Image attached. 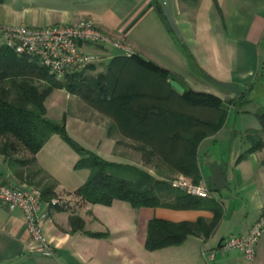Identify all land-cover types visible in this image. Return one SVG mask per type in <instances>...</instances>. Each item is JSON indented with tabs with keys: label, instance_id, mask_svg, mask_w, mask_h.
<instances>
[{
	"label": "crops",
	"instance_id": "crops-1",
	"mask_svg": "<svg viewBox=\"0 0 264 264\" xmlns=\"http://www.w3.org/2000/svg\"><path fill=\"white\" fill-rule=\"evenodd\" d=\"M170 2L180 38L173 32L163 11L156 9L159 0H69L68 6L61 7L62 12L52 15L51 21L54 24H71L82 19L92 20L103 31L130 46L133 54L153 61L178 80L188 82L191 89L212 93L223 101V107L226 108L223 123L218 130L202 138L196 146V163L201 177L199 183L207 188L209 198L221 203L222 215L208 238L189 235L179 246L158 248L163 250L162 260L166 262L161 264H195L194 259L203 264L199 260V252L213 249L228 235L246 233L264 207V145L237 160L250 146L248 131L260 129L255 115L256 107H251L252 99H248L242 108L228 104L225 98L232 95L224 93L220 86L244 87L241 92L237 87V92L247 94L253 85L252 81L247 82L250 78L261 76L264 79V0ZM99 48L91 47L88 51L93 52ZM112 49L118 53L112 54L109 48H104L108 62L116 55H124L118 49ZM199 74L203 78H197ZM203 80L217 83L220 90L214 91L209 85H201L199 81L207 84ZM101 115L111 119L103 113ZM232 116L237 125L221 138L219 134ZM67 119L66 116L65 122ZM91 125L104 127L101 124ZM106 137L109 139L104 143L109 152L107 158L97 147L91 151L107 160L129 163L122 161V156L115 149L116 139L108 136L107 131ZM121 137L137 143L136 139L129 136ZM55 138L57 136L52 135L36 154L37 163L43 171L56 179L55 194L59 200L68 201L71 205L73 201L81 199L74 191L83 180L65 186L38 162V154L44 148L53 152L52 144H60ZM71 166L73 170H77L74 164ZM142 168L156 175L154 167ZM174 174L192 181L190 176L183 173H172ZM2 179L16 182L5 157L0 154V180ZM115 201L117 200L111 205ZM94 205L83 202L79 212L69 208L50 209L43 228L53 244L55 256L44 257L30 252L31 239L22 212L9 211L0 204V264H139L133 263V257L129 256L127 248L119 246L114 238H93L81 230L72 229L70 217L76 215L83 220L86 231L97 232L88 228L93 222L85 216L89 212L94 221H99L92 209ZM156 209L158 218L174 222L194 221L199 217L211 220L213 217L212 212L204 209ZM262 236L256 244L252 260L245 259L237 252L216 253L213 260L202 258L206 264H240V261L243 262L242 257L250 264H264Z\"/></svg>",
	"mask_w": 264,
	"mask_h": 264
},
{
	"label": "trees",
	"instance_id": "trees-1",
	"mask_svg": "<svg viewBox=\"0 0 264 264\" xmlns=\"http://www.w3.org/2000/svg\"><path fill=\"white\" fill-rule=\"evenodd\" d=\"M171 80L182 86L168 70L137 54L114 56L96 76L80 71L59 78L37 58L17 54L0 44V154L17 180L33 185L43 200L56 198L57 181L38 166L36 154L57 134L78 154L74 168L89 171L86 180L74 191L82 200L104 206L121 200L137 208L212 212L211 220L199 217L194 221L174 222L150 218L145 248L155 250L180 245L189 235L206 239L222 215L221 203L174 186L176 177H172V173H183L190 176L193 183H199L196 146L207 134L220 128L226 108L218 96L184 86L179 92L171 85ZM54 89H64L109 116L107 135L116 142L122 135L136 139L135 147L141 151L145 166L154 167L156 175L132 163L104 159L77 143L67 133L65 117L60 121L47 117L44 102ZM240 97L244 101L238 103ZM246 97L242 92L236 100L227 103L242 108L248 102ZM255 115L260 129L248 131L250 146L237 160L263 146L264 107ZM161 165L171 177L161 173ZM40 174L44 177L35 181ZM70 206L68 201L59 200L52 208L68 210ZM70 224L73 230H81L93 238L109 236L107 232L83 230L84 222L76 215L70 217Z\"/></svg>",
	"mask_w": 264,
	"mask_h": 264
},
{
	"label": "rangeland",
	"instance_id": "rangeland-1",
	"mask_svg": "<svg viewBox=\"0 0 264 264\" xmlns=\"http://www.w3.org/2000/svg\"><path fill=\"white\" fill-rule=\"evenodd\" d=\"M68 1L69 0H0V23L12 25L26 24L36 27L52 25L54 24L51 19L52 15L62 12L61 7L68 6ZM100 48L96 50L94 49V51L91 52L94 56L93 62L86 64L80 70L60 75L59 78H63L66 75L80 71H84L87 75L96 76L99 72L104 71L108 63V58L106 57L107 55H105L106 51L104 48ZM109 51L112 54L118 53L117 50L112 48H109ZM90 64H93L92 68H88V65ZM197 78L201 79L203 77L199 74V77ZM179 81L182 86L186 88L191 87L190 84L183 79H179ZM203 81L207 84L202 81H199V83L205 86L209 85V87L214 91H217V89L220 90L217 83L210 82L208 80ZM251 81L253 82L252 89L246 94V99H252L251 107H256V112L259 108L264 107V79L261 78V76L256 78L252 77L247 82L250 83ZM220 86L224 93L232 95L230 96L231 98H225L227 99L226 102L232 99L236 100L238 96H240L239 91L237 92L236 89L238 86L235 85V88L232 85ZM238 88L240 92L244 89V87L242 89L240 87ZM223 97L225 96L223 95ZM242 100L243 98L240 97L237 102L239 103V101ZM44 104L46 107L47 117L50 119L60 121L63 116L68 117L66 120V130L70 137L86 149L96 150L97 147L99 152L107 158L106 156L109 155V152L107 151L104 143L109 140L106 137V130L111 119L108 120L107 117L102 116L97 109L93 108L91 104L83 101L76 95L67 93L64 89H54L47 96ZM233 117L234 116H232L230 122H227V124L222 128L219 134L221 138L230 128L237 125L235 121L233 122ZM81 120H83V122ZM90 123L98 125L101 124L105 128L91 125ZM55 135L57 136L55 141H59L60 144H52V147L50 146L53 152H48V148H44L38 154L39 164L42 165L41 167H43L46 171L52 172L65 186L73 185L80 180H83L82 182H84L89 173L88 169H72L71 165L75 164L78 159V154L57 134ZM117 138L119 141H115L116 143L114 146L116 147L115 149H117L118 153L122 156V161L135 164L141 168L147 164L141 155V151L136 149V143L125 140L124 137ZM220 145H223V143ZM30 168L35 169L33 166H30ZM153 170H155V168ZM161 173L163 175L168 174L167 176L171 177L165 167L162 168ZM42 177L44 176L40 174L38 177H35L34 180H40ZM172 177L177 178L178 175L174 174ZM16 183L23 184L17 179ZM43 183H45V181H43ZM56 198H58L57 195ZM83 202L86 201L82 199L73 201L69 209H73L77 212L79 208L81 210ZM156 208L162 207L137 208L131 206L128 202L117 200L111 206H104L100 204H95L93 206V212L98 217L99 221H94L95 219L92 218L89 212H86L85 216L87 217V220H91V222H93V224L89 225L88 228L99 232H107L111 238H114L117 241L119 246L127 248L129 256L133 257V263L161 264L162 262L166 263L162 260L163 250H148L144 246L147 235L148 220L152 217H158V209ZM85 228L86 226L83 227V230H85ZM262 235L264 236V233ZM259 239H261V237ZM201 255L202 254L199 252V260H201L203 264H206L202 258L203 256ZM241 259L243 262L240 261V264H250V262H247L243 257ZM118 261H120V259ZM193 262L195 264H200L196 259H194Z\"/></svg>",
	"mask_w": 264,
	"mask_h": 264
},
{
	"label": "built area",
	"instance_id": "built-area-1",
	"mask_svg": "<svg viewBox=\"0 0 264 264\" xmlns=\"http://www.w3.org/2000/svg\"><path fill=\"white\" fill-rule=\"evenodd\" d=\"M0 44L6 45L17 54L37 58L42 66L58 77L80 70L93 62V53L88 51L91 47L116 48L124 55L133 54L130 46L118 41L89 19L42 27L0 23ZM173 185L192 195L209 197L204 185L195 184L182 176L175 178ZM58 201V198L43 200L38 189L32 185L0 180V204L9 211L22 212L31 239L32 253L44 257L55 256V249L44 233L43 224L48 219L52 205ZM263 233L264 207L246 233L228 235L213 249L203 250L201 254L204 258L213 260L216 253L237 252L245 259L252 260L256 244Z\"/></svg>",
	"mask_w": 264,
	"mask_h": 264
},
{
	"label": "water",
	"instance_id": "water-1",
	"mask_svg": "<svg viewBox=\"0 0 264 264\" xmlns=\"http://www.w3.org/2000/svg\"><path fill=\"white\" fill-rule=\"evenodd\" d=\"M158 11H163L170 27L174 31V33L178 36L181 37L180 32L178 30V27L175 23V20L172 15V10H171V2L170 0H159V3L156 7ZM171 85L175 87L179 92L183 91V87L175 80L171 81Z\"/></svg>",
	"mask_w": 264,
	"mask_h": 264
}]
</instances>
